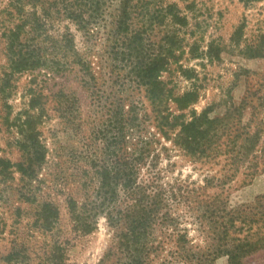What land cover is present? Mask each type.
Wrapping results in <instances>:
<instances>
[{"label": "rangeland", "instance_id": "1", "mask_svg": "<svg viewBox=\"0 0 264 264\" xmlns=\"http://www.w3.org/2000/svg\"><path fill=\"white\" fill-rule=\"evenodd\" d=\"M149 1L140 3L134 26L141 33L144 55H155L174 36L180 41L175 51L179 64L193 75L184 77L173 64L162 74L168 87L180 95L195 84L199 99L190 111H207L212 119L229 116V137L241 127L250 126L252 133L260 129V142L245 160L227 152L196 161L156 133L150 102L144 88L133 81L130 61L113 59L118 37L115 7H109L88 34L65 17L61 0H0V159L13 164L10 174H0V264H103L110 251L108 264L125 261L117 248V235L124 227L112 228L100 215L96 228L82 233L75 229L69 205L72 199L80 205L96 195L99 179L92 161L102 157L104 141L96 131L106 117L96 101L114 92L126 105H138L140 118L148 115L142 137L152 140L151 153L140 164L137 182L149 180L152 188L161 190L167 204L163 211L172 216L171 221L158 222L149 235L150 264H210L206 257L220 246L203 217L211 202L241 215L222 243L252 233L255 239L264 238V0ZM172 2L186 18L182 25L164 17L166 4ZM35 21L42 26L32 32ZM17 27L22 55H28V41L35 35L46 55L56 51L50 45L71 35L89 71L75 63L63 73L49 75L46 69L12 71L8 34ZM58 52V57L64 53ZM118 84H123L122 92ZM33 95L39 101L30 108ZM62 99L68 100L66 114L58 108ZM169 105L176 109L174 103ZM28 113L40 116L35 137L45 148L32 178L16 166L28 156L22 148L28 143ZM133 140L128 151L136 146ZM44 203L58 211L51 229L43 228L38 218ZM117 204L125 209L133 200L121 191ZM60 253L63 260L56 257ZM212 264H229L228 256L221 255ZM239 264H264V245L243 255Z\"/></svg>", "mask_w": 264, "mask_h": 264}, {"label": "trees", "instance_id": "2", "mask_svg": "<svg viewBox=\"0 0 264 264\" xmlns=\"http://www.w3.org/2000/svg\"><path fill=\"white\" fill-rule=\"evenodd\" d=\"M61 2L65 17L74 21L79 30L88 34L92 30L91 25L106 14L109 7H115L113 23L116 25L115 33L118 37L112 47L113 59L130 61L132 66L130 72H133L135 77L133 81L138 87L144 88L150 102L149 117L153 119L156 133L166 141H171L174 146L196 161H208L227 152H236L235 156H239L240 161L248 159L254 152L260 142V129L252 133L250 126L241 127L236 135L229 137L232 126L228 121L229 116L212 119L207 115V111L202 113H197L194 109L190 111V106L199 99L195 84L191 90L176 95L172 88L168 87V82L162 79V74L169 71L173 64L184 77L193 78L190 74L192 71L179 64L180 58L175 55V51L180 48L179 40L171 36L158 53L144 55L141 33L134 26L140 3L144 4L145 0H61ZM154 2L162 3L163 0H150L147 4ZM164 17L169 18L172 24L182 25L186 22V18L179 14L176 2L166 4ZM41 26L40 22L35 21L31 31L36 32ZM18 28L8 34L9 67L12 71L46 69L49 75L65 72L71 63L89 71L86 61L79 57L74 49L71 35H64L61 40L50 45L53 51L56 50L52 52L54 55H46L41 51L42 45L35 39L37 38L35 35L28 41V55H22L21 49L18 50L16 31ZM58 51L64 53L58 57ZM211 51L210 46L206 54L211 56ZM70 57L73 60L70 61ZM93 76L91 75L92 79ZM118 87V92H122L123 84H118ZM114 93L98 96L96 101V106L100 107L106 116L100 120L99 129L96 131L104 141L102 157L92 161L99 179L96 195L80 205L75 200H70L71 215L75 229L85 234L96 228V221L100 215H104L110 227L117 229L124 227L117 235V248L123 255L122 260H125L121 264H150L148 258L153 244L150 245L149 235L158 222L171 221L172 216L169 211H163L167 204L161 190L152 188L149 180L137 182L140 164L146 161L151 153L152 140L142 137L148 115L140 118L138 105L132 102L126 105L124 99ZM38 101V96L33 95L29 102L30 108H34ZM67 101L62 99L58 103V108L65 114L69 109ZM170 102L175 104L176 109L170 107ZM39 117L38 113H28V143L22 144L28 156L25 163L16 165L23 174L28 172L29 178H32L36 166L45 155L44 146L35 137L34 125ZM133 135L136 136L133 138ZM132 139H135L133 141L136 146L132 151H128L127 144ZM12 166L9 161L0 159V174L4 176L10 174ZM121 191L133 200V204L125 209H121L117 204ZM205 207L203 217L208 219V224L212 225L213 233L216 234L215 238L220 241V246L209 252V258L206 257L210 264L221 255L228 256L229 264H239L243 255L256 250L259 244L264 245V238L255 239V233L248 234L243 239H232L222 243V239L228 236L227 233L235 225L236 220L241 218L240 212L236 209L227 211L226 208H221L222 204L218 202H211ZM227 216H229L227 222L222 221ZM38 218L42 221L43 228L51 229L58 219L57 208L50 203H44L39 209ZM180 237L183 238V235ZM111 255L110 251L101 263L108 264ZM56 257L64 259L62 253Z\"/></svg>", "mask_w": 264, "mask_h": 264}]
</instances>
